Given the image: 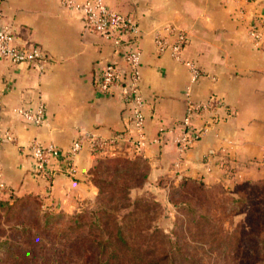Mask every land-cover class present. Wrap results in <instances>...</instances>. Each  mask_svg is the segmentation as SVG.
Segmentation results:
<instances>
[{
    "label": "crops",
    "instance_id": "1",
    "mask_svg": "<svg viewBox=\"0 0 264 264\" xmlns=\"http://www.w3.org/2000/svg\"><path fill=\"white\" fill-rule=\"evenodd\" d=\"M62 1L0 0V27H8L20 46H39L48 56L42 72L0 57V132L9 131L16 139L3 141L0 182L15 197L36 196L46 204L75 211L97 196L89 173L98 156L84 138L73 160L76 174L71 175V160L65 154L74 141L84 133L115 138L112 154L127 155L125 137L134 133L131 114L117 92L98 90L112 46L88 32L81 17ZM106 2L133 17L142 30L138 48L148 143L137 157L149 164V185L160 188L156 184L162 179L178 183L185 177L216 183L227 168L249 181H263L264 48L255 46L249 28L254 14L264 20V0ZM169 25L188 36L183 59L196 63L206 74L197 83H191L190 71L182 62L169 52L157 51L156 31ZM187 92L196 102L219 96L224 104L220 121L193 144L177 167L176 123L185 116ZM39 108L45 115L40 126L14 113ZM35 141L53 144L63 154L53 161L49 178L37 174L34 158L23 151Z\"/></svg>",
    "mask_w": 264,
    "mask_h": 264
},
{
    "label": "trees",
    "instance_id": "2",
    "mask_svg": "<svg viewBox=\"0 0 264 264\" xmlns=\"http://www.w3.org/2000/svg\"><path fill=\"white\" fill-rule=\"evenodd\" d=\"M112 151L113 145H109L104 154L95 152L97 162L89 173V181L98 189L95 209L68 217L61 229L56 226L52 232L51 225L61 218L53 215H35L37 231L34 232V227L25 224L11 226L13 217L6 214L23 200L13 198L12 193L1 198L0 208L6 213L0 215V233L4 240L0 247L6 249L11 264H177L173 256L175 248H169L171 240L152 222L160 204L131 199L132 191L149 180L148 162L139 157L113 156ZM226 170L229 169H225L227 174ZM187 183L205 186L201 179L186 177L179 180L178 185ZM166 184L167 180L162 179L156 187ZM12 199L16 206L10 204ZM251 225L249 223V228ZM15 232L17 235L13 234ZM18 235H23L24 239ZM256 236V231L251 230V234L246 235L247 241L254 243ZM239 242L240 238L236 237L235 244ZM259 242L263 246L262 237L258 238Z\"/></svg>",
    "mask_w": 264,
    "mask_h": 264
},
{
    "label": "built area",
    "instance_id": "3",
    "mask_svg": "<svg viewBox=\"0 0 264 264\" xmlns=\"http://www.w3.org/2000/svg\"><path fill=\"white\" fill-rule=\"evenodd\" d=\"M236 2L237 0H227ZM62 5L73 11L83 20L85 29L105 39L113 48V54L108 61L98 81V90L103 94L117 92L131 114L134 136H126L129 144L126 156L136 158L147 146L146 137V100L141 91L142 82V52L138 48V41L142 37L139 23L130 16L113 10L106 0H63ZM249 37L258 48H264V21L255 17L249 28ZM187 34L173 26H165L156 31L155 45L159 54L170 53L179 62H182L190 71L191 83H197L206 74L191 61H184L183 52L188 45ZM0 57L12 64H26L42 72L48 62V56L39 46L22 47L8 27H0ZM187 110L185 116L176 123L179 133L175 143L179 160L177 167L184 161V156L193 144L207 136L212 127L220 121L219 111L224 101L219 96H213L205 102H196L186 93ZM14 113L26 121L40 126L45 123L43 109L36 112L23 109ZM175 130V129H174ZM87 139L93 152L104 154L109 145H115V138L105 140L91 133H84L76 139L70 150L65 154L71 160L69 172L75 175L77 168L75 156L83 148V140ZM118 138V137H117ZM3 141L15 142L16 139L9 131L0 132V153ZM36 162L37 174L49 178L51 165L54 160L63 156L61 150L53 144L43 145L38 141L23 147ZM115 156V154H112ZM12 193L11 189L0 182V200L4 195Z\"/></svg>",
    "mask_w": 264,
    "mask_h": 264
},
{
    "label": "rangeland",
    "instance_id": "4",
    "mask_svg": "<svg viewBox=\"0 0 264 264\" xmlns=\"http://www.w3.org/2000/svg\"><path fill=\"white\" fill-rule=\"evenodd\" d=\"M255 17L261 18L254 14L251 24ZM228 169L221 181L204 183V187L194 183L179 187L181 184L167 181L163 187L155 188L149 185L148 180L145 187L132 191V200L142 199L160 204L152 222L171 240L169 248H175L173 256L177 264H264V243L263 246L261 242L258 243L259 237L264 241V180L249 182L237 175L234 169ZM97 196L82 202L75 211L45 204L37 197L14 196L23 201L19 203L18 209H11L6 215L13 217L11 226L25 224L34 227L33 232L37 231L33 221L35 215L60 216L56 224L51 225L53 232L56 226H60L57 229L64 227L68 217L83 211H93ZM10 202L16 206L13 199ZM22 206L25 208L22 209ZM5 213L0 208V215ZM20 214L28 215L21 217L18 216ZM249 223L252 224L250 228ZM251 230L256 231L257 235L253 239L254 243L248 242L246 238ZM2 237L0 233V242L4 241ZM18 237L24 239L23 235ZM236 237L240 238L237 244ZM0 264H11L4 247H0Z\"/></svg>",
    "mask_w": 264,
    "mask_h": 264
}]
</instances>
